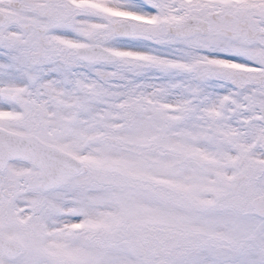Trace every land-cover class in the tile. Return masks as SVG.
<instances>
[{
    "label": "snow or ice",
    "instance_id": "snow-or-ice-1",
    "mask_svg": "<svg viewBox=\"0 0 264 264\" xmlns=\"http://www.w3.org/2000/svg\"><path fill=\"white\" fill-rule=\"evenodd\" d=\"M0 264H264V0H0Z\"/></svg>",
    "mask_w": 264,
    "mask_h": 264
}]
</instances>
